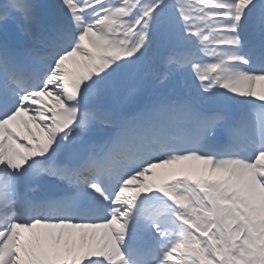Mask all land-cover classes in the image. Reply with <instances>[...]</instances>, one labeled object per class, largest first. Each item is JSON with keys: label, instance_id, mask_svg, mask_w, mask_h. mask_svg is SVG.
Returning <instances> with one entry per match:
<instances>
[{"label": "snow or ice", "instance_id": "obj_1", "mask_svg": "<svg viewBox=\"0 0 264 264\" xmlns=\"http://www.w3.org/2000/svg\"><path fill=\"white\" fill-rule=\"evenodd\" d=\"M257 81L264 0H0V264H264Z\"/></svg>", "mask_w": 264, "mask_h": 264}, {"label": "bare ground", "instance_id": "obj_2", "mask_svg": "<svg viewBox=\"0 0 264 264\" xmlns=\"http://www.w3.org/2000/svg\"><path fill=\"white\" fill-rule=\"evenodd\" d=\"M257 82H259V81H257ZM262 86H264V81H261V83H260ZM264 87H262V89H263ZM264 90V89H263ZM185 163L184 162H180L179 163V165L180 166H182L183 167V165H184ZM180 171V170H179ZM183 173H185L183 170H181L180 171V173L179 174H183ZM51 243H53L50 239H46V244H51ZM45 244V245H46Z\"/></svg>", "mask_w": 264, "mask_h": 264}]
</instances>
